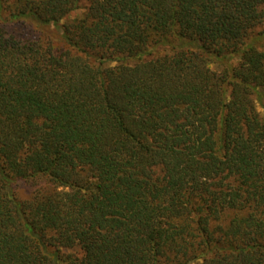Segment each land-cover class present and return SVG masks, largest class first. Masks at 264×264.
Instances as JSON below:
<instances>
[{"label": "trees", "instance_id": "16d2710c", "mask_svg": "<svg viewBox=\"0 0 264 264\" xmlns=\"http://www.w3.org/2000/svg\"><path fill=\"white\" fill-rule=\"evenodd\" d=\"M262 24L264 0H0V264H264Z\"/></svg>", "mask_w": 264, "mask_h": 264}, {"label": "rangeland", "instance_id": "374dc122", "mask_svg": "<svg viewBox=\"0 0 264 264\" xmlns=\"http://www.w3.org/2000/svg\"><path fill=\"white\" fill-rule=\"evenodd\" d=\"M83 10H84L83 8H79L78 10L74 11L69 16V18H74V17L80 16V14L83 12ZM260 29H264V24H262L256 28V30H260ZM211 66L214 69L217 68V66L215 64H213ZM259 91L262 94V99L259 102H257L256 107H257V110L259 111L260 115L264 117V89H259ZM20 191H21V189H20ZM73 251L78 252V249L75 248V249H73Z\"/></svg>", "mask_w": 264, "mask_h": 264}]
</instances>
